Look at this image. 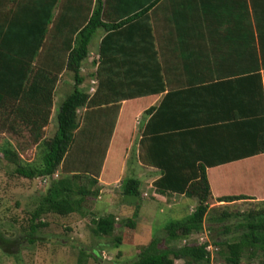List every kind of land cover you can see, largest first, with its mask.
Returning a JSON list of instances; mask_svg holds the SVG:
<instances>
[{
  "label": "trees",
  "instance_id": "16d2710c",
  "mask_svg": "<svg viewBox=\"0 0 264 264\" xmlns=\"http://www.w3.org/2000/svg\"><path fill=\"white\" fill-rule=\"evenodd\" d=\"M107 1L100 5V0H96L83 24L74 26L68 35L62 36L57 46L58 52L63 48L61 52L64 57L59 60L60 63H56L65 68L74 84L58 105L55 128L51 134L49 129L43 127L49 124L58 76L34 62L50 31L49 25L58 0H37L36 4L14 6L10 13L0 11V133H7L17 140H30L39 152V161L25 160L21 148L9 141L0 144V153L13 167L15 174L27 179H47L43 184L44 191L30 213L29 235L46 225L41 221L44 215L53 213L66 216L81 212L89 198L98 197L101 193L98 177L104 165L107 169L110 164L113 165L104 175L105 179L114 180L119 175L127 138L113 140L115 153L108 159L105 144L99 168L94 172L86 165L90 160L82 158V153L78 151V148L86 145L90 137L87 133L96 131V138L93 134L90 139L99 140L101 144V135L109 126L108 141L122 100L164 93L157 105L142 111L141 121L144 124L138 139V162L159 172L152 182V199H162L173 193L183 194L196 199V205L183 218L170 219L164 226L163 238L153 235L130 264H174L175 259L183 260L184 264H209V253L204 249V244L194 240V235L204 229V221L211 209L209 200L212 194L206 169L264 153V89L261 74L255 70L201 86L190 84L187 88L165 91V76L158 62L151 23L147 22L146 34L152 56L141 62L139 59L127 61L118 56V50H113L117 49L115 42L125 34L126 24L133 19L145 18L148 10L160 0H144L146 4L138 12L120 17L114 24L103 20L107 18L104 14ZM199 16L203 18V11L199 12ZM99 27L105 29V34L99 44V58L94 70L98 82L90 95L87 89L78 85L84 80L81 67L89 53L88 44ZM187 30V27H181L178 33H187ZM261 56L264 67L263 42ZM126 66H129L130 73H117ZM139 68L142 72H139ZM130 104L123 106V112L127 110L130 116L127 119L133 121ZM106 105H111L108 108L113 111L103 113L101 107ZM85 106L89 108L88 112L101 110L103 116H98L97 121L91 123V116L88 115L78 129L79 109ZM142 107L139 105L137 112ZM104 118L106 120L103 121ZM77 135L79 145L76 152L81 158L75 162L72 156L71 165L64 169ZM78 164L85 166L82 165L81 170L77 168ZM55 172L58 174L56 178L53 177ZM141 183L134 175L122 178L116 183L120 186V197L132 199L133 206L141 205L140 197L144 193ZM248 198L251 196L247 194L222 195L218 201ZM133 212L131 218L122 220L119 235L114 234L117 222L112 213L92 218L91 232L96 236L114 234L115 245L130 241L137 228L135 216L138 206ZM230 217L238 219L235 226L240 232L234 240L228 241L212 240L209 231L211 241L218 246L216 253L223 257L226 264H241L243 254L250 251L259 255L256 264H264V201L255 202L252 208L242 213L223 209L213 219L224 222ZM209 219L212 220L211 217ZM0 239L3 238L0 236ZM182 239V245L169 244ZM162 240L164 243L167 241L164 247L160 246ZM79 260L82 261V255Z\"/></svg>",
  "mask_w": 264,
  "mask_h": 264
},
{
  "label": "crops",
  "instance_id": "0c3cea01",
  "mask_svg": "<svg viewBox=\"0 0 264 264\" xmlns=\"http://www.w3.org/2000/svg\"><path fill=\"white\" fill-rule=\"evenodd\" d=\"M103 1L100 0V5ZM36 2L37 0H0V11L10 13L15 9L14 6H21L22 3L36 4ZM144 2V0H108V7L104 13L107 18L103 20L108 24H114L120 20V17L138 12L146 4ZM95 4L96 0H58L53 11L52 22L49 25L50 31L40 49L37 60L34 62V64H40L39 66L45 67L46 70L56 73L58 76L54 88L49 124L45 125L43 129L50 130L53 127L55 107H58L61 100L68 94H66L68 88H73L74 84L65 68L56 63L60 59L63 60L64 57L63 52H61L63 48L58 52L57 46L62 41V36L68 35L74 26L83 24L82 21L91 14ZM200 11H203V18H199ZM147 22L152 25L158 62L161 72L165 76V91L187 88L190 84L201 86L209 82L241 76L255 70L261 74L264 89V67L261 64L262 42L264 46V0H160L148 10L145 18L133 19L126 24L122 39L115 42L117 49L113 48V50H118V56H122L127 61L139 59L140 62L152 56L151 52L149 54V40L146 34ZM181 27H187V33H178V28ZM104 34L105 29L99 27L92 36L88 44L89 53L82 64L81 73H85V70L96 69L99 44ZM128 67L121 68L117 73H130ZM139 72H142L140 68ZM97 82L96 77L91 79L92 84L88 89L90 95L94 93L95 90L92 91V88L95 89ZM83 83L84 81L78 85L79 88H83ZM163 94L145 95L124 99L120 102L106 149V159L110 158L114 152L115 143L113 140L115 138H127V148L120 166V173L114 180L104 178L109 168L111 169L113 166L112 164L109 165L108 169L106 165L101 168L98 177L101 192L106 191L105 187L108 189L107 187L119 183L122 179V172L130 165H132V169L137 168L138 172H141L140 168L136 166V164H141L138 161L135 162V158H133L138 149L134 147L132 150L130 149L136 137V123H140L139 116L142 111L151 105H157ZM136 101H141L143 107L136 113L133 121H130L127 119L130 117L128 111L123 112V106ZM28 103L31 104L32 102ZM108 107L111 105L101 107L103 113L107 110L113 111ZM101 110L88 112L90 110L86 106L80 108L78 129L82 127L88 115L91 116V123H95L98 116H103ZM143 122L141 121L139 124L140 128L144 124ZM88 131H91L90 128ZM139 137L140 134L138 139ZM130 151L133 152L130 156L131 160H128L130 159L128 157ZM141 166L144 167V173H140L139 176H142L143 180L138 178L142 182L144 195L146 191L152 188V182L159 175V172L152 167ZM206 170L212 194L209 200V208L220 204L234 205L245 201H264V153L207 167ZM149 179L151 181L147 183ZM235 194H247L251 198L218 201L219 196ZM174 196L181 199L186 197L183 194L175 193L168 197ZM166 199L167 197L157 199V201H165ZM192 199L194 200L193 203H190L186 209L188 213L196 200ZM107 200H110V203L113 201L110 195ZM121 201L122 199L119 202ZM128 203L129 201L126 200L119 205H122L123 209L126 210L130 206ZM115 209L117 210L116 207ZM129 212L130 210L126 213L129 214Z\"/></svg>",
  "mask_w": 264,
  "mask_h": 264
},
{
  "label": "rangeland",
  "instance_id": "374dc122",
  "mask_svg": "<svg viewBox=\"0 0 264 264\" xmlns=\"http://www.w3.org/2000/svg\"><path fill=\"white\" fill-rule=\"evenodd\" d=\"M83 77L82 87L88 91L89 86L92 84L91 79L94 77V70H85ZM71 90V87L68 88L66 94ZM139 105H142L141 101L129 105L132 108V113H134L131 117L136 116ZM57 108L55 107L53 112L54 121H56ZM139 120L141 123L142 115L139 116ZM54 123H52L53 127L49 130V134L53 132ZM139 124L136 123L137 132L132 145L135 149H138ZM108 127L106 126L107 129L101 135V144L99 140L90 139L93 138L91 137L93 134L96 138L97 133L94 131L91 134L87 133L90 137L84 148H78V151L83 155L82 158L90 160H88L90 164L86 165H89L88 168H92L90 170L94 172L99 168L101 151L106 148L105 144L108 145L109 139L107 141L106 138ZM77 139H79L78 135L74 145L69 150L64 169L71 165L72 156L75 157V162L81 158L78 151L76 152V147L79 145ZM5 141H9L15 147H20L25 160L39 161V152L30 140H17L10 138L7 133H0V144ZM102 152L104 153V150ZM132 152L130 151V155H128L130 159L128 160H131ZM137 154L138 152H135L133 155L135 162L138 161ZM82 165L78 164L77 168L82 170ZM131 166L122 172V178L134 175L143 180L142 176L139 175L144 173V167L136 164L141 171L138 172L137 168L132 169ZM150 181L151 179L147 183ZM43 184L40 177L27 179L15 174L13 167L0 153V236L3 238L0 239V264H130L153 235L163 238L166 223L170 219L183 218L188 213L186 209L194 201L190 197H184V200V198L181 199L177 196L167 197L165 201H157L151 198L150 189L152 188L148 187L150 189L146 191L147 194L140 197L141 205H136L138 206V212L135 216L137 228L134 238L115 245L113 235L121 233L122 227L120 224L122 220L127 219V217L131 218L136 206H132V202H134L132 199L120 197L119 185L109 186L108 189L105 187L106 191H102L98 197L89 198L81 212H73L66 216L53 213L44 215L41 221L45 222L46 225L36 229L33 234L29 235L30 213L44 191ZM109 195L113 199L111 203L110 200H107ZM120 199H122L121 202L128 200V205L131 207L129 206L124 210V207L119 205L121 204ZM254 204L255 202L245 201L229 206H214L207 214L203 226L209 229L212 240L232 241L240 232L235 226L237 218L240 217H230L227 220L225 219L224 222H217L213 217H217L223 209L231 213H242V211L252 208ZM195 205L196 200L192 204L191 211L195 208ZM129 210L130 212L127 214L126 212ZM120 212L124 213L120 214ZM108 213H112L117 217L114 234L112 236L94 235L90 229L92 218ZM166 244L167 241L164 243L162 240L160 246L164 247ZM169 244L182 245L183 239L171 241ZM80 255H82V261L79 260ZM258 261L259 255L246 251L243 254L241 264H256ZM174 264H184V262L181 259H175ZM209 264H226V262L218 253H214L213 256H210Z\"/></svg>",
  "mask_w": 264,
  "mask_h": 264
},
{
  "label": "built area",
  "instance_id": "2783aa9c",
  "mask_svg": "<svg viewBox=\"0 0 264 264\" xmlns=\"http://www.w3.org/2000/svg\"><path fill=\"white\" fill-rule=\"evenodd\" d=\"M94 82H96V81H94ZM93 90H95V89H93L92 88V91ZM57 172H55L54 174H53V177L54 178H56L57 177ZM41 179V181L44 183V182H46V178L45 177H41L40 178ZM209 230H207V228H204L202 231H200V232H198L197 234H196V236L194 237V240L198 243V244H204V249L206 250V251H208V253H209V258H210V256L212 255L213 256V254L214 253H216L217 252V250H218V246L216 245V244H214L212 241H211V239H210V237H209V232H208ZM208 233V234H207ZM185 241V240H184ZM217 254V253H216Z\"/></svg>",
  "mask_w": 264,
  "mask_h": 264
}]
</instances>
